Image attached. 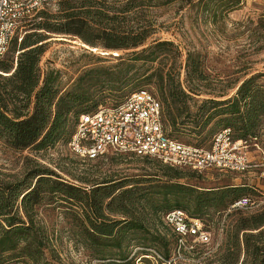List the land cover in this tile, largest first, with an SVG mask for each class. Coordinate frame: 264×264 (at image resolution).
Wrapping results in <instances>:
<instances>
[{"label":"trees","instance_id":"1","mask_svg":"<svg viewBox=\"0 0 264 264\" xmlns=\"http://www.w3.org/2000/svg\"><path fill=\"white\" fill-rule=\"evenodd\" d=\"M134 1L127 0L125 6L116 1L114 6H108L106 0H59L57 13L41 10L25 22L28 31L20 30L10 41L11 56L0 58L1 144L12 150L35 151L60 142L66 145L78 117L91 112L87 105L93 84L85 85L82 77L96 72L95 68L87 69L72 83L64 84L60 70L41 67L48 40L58 34L76 37L90 47L96 45V40L113 50L141 47L151 35L148 29L123 27L139 6ZM172 46V42L153 41L132 52V60L153 62ZM147 52L150 55L144 56ZM190 70L196 74L195 80H204L195 66ZM261 77L264 73L242 79L230 87L235 89L230 95V91L203 93L189 86L186 92L177 77L168 76L169 94L163 98L162 107L169 136H187L194 140L193 145L202 146L217 128H229L234 141L258 140L264 125V85L258 82ZM157 80L162 87L163 75L158 74ZM197 96L207 98L198 100ZM193 105L194 112L190 110ZM153 161L156 172L130 184L126 180L104 179L88 189L80 188L59 181L55 172L39 164L27 168L20 180L0 182V264L19 258L29 264H56L55 258L45 257V251L50 250L47 228L36 212L41 205L49 204V197H59L61 204L73 209L70 219L75 235L92 257H116L123 262L129 258L127 250L132 241L146 247V238L137 235L149 234L150 226L161 225L165 212L179 208L199 218L209 212L219 214L246 192L244 186L198 190L179 181L196 177L195 172ZM160 212L163 213L159 215ZM156 231L151 234V243L165 249L167 242ZM168 231L174 246L173 234ZM112 249L116 254L111 253ZM216 264H264V207L254 213H239L231 222Z\"/></svg>","mask_w":264,"mask_h":264},{"label":"rangeland","instance_id":"2","mask_svg":"<svg viewBox=\"0 0 264 264\" xmlns=\"http://www.w3.org/2000/svg\"><path fill=\"white\" fill-rule=\"evenodd\" d=\"M116 1L121 6L127 3V0H106V4L114 6ZM58 2L44 10L57 13ZM133 3L139 6L132 10L123 27L148 29L151 35L141 47L113 50L104 47L100 40L90 47L76 37L58 34L51 35L48 40L41 67L60 70L64 84L72 83L82 76L83 71L95 68L96 73L82 77L85 85L93 84L87 105L91 111L115 106L138 88L151 91L164 106L163 98L169 94L166 85L168 76L177 77L186 92L189 86L203 93L223 94L230 91L232 95L235 89L229 90L231 86L240 84L242 79L251 75L264 73V0H174L167 3L165 0H135ZM25 22L20 27L28 31L29 26ZM153 41L172 42L173 46L164 49V53L153 62L132 60V52L152 45ZM148 55L149 52L144 54ZM9 56L10 51L2 58ZM191 66L202 74V82L195 80L196 74L191 72ZM158 74L164 78L162 87L157 80ZM258 82L264 85V77ZM190 110L194 112L196 105ZM219 131L220 128H217L215 134ZM259 135L257 144L264 154V125ZM176 138L187 144L195 143L187 136ZM212 138L202 142V146L207 147ZM246 146L249 159L258 163L262 153L252 141ZM34 164L55 172L59 181L80 188L90 187L104 179L126 180L130 184L135 179L144 181V175L156 172L153 159L132 154L112 153L86 160L73 155L61 142L41 151L32 148L12 150L0 143V182L20 180L27 168ZM195 176L179 181L198 190L244 186L246 192L241 197L247 196L252 202V206L241 211L227 209L219 214L209 212L201 215L210 234L208 245H196L192 252L178 256L170 233L162 222L154 228L150 226L149 234L137 235L146 238L147 245L142 247L132 241L126 261L121 262L116 257L95 258L81 246L79 237L75 235L76 228L72 227L70 219L73 209L61 204L59 197H49V204L36 209L37 219L47 228L50 250L45 251V257L55 258L56 264H216L231 222L239 213H254L264 207V167H253L245 173L213 169ZM153 229L165 238V249L158 243H151ZM111 253L116 254V251L112 249ZM8 263L29 264L23 258L9 260Z\"/></svg>","mask_w":264,"mask_h":264},{"label":"built area","instance_id":"3","mask_svg":"<svg viewBox=\"0 0 264 264\" xmlns=\"http://www.w3.org/2000/svg\"><path fill=\"white\" fill-rule=\"evenodd\" d=\"M57 1L0 0V58L7 53L11 39L20 32V24ZM251 141L262 153L256 138L234 141L229 128L215 134L207 147L181 142L169 136L161 102L151 91L141 88L115 106L81 114L66 147L73 155L86 160L112 153L132 154L197 174L213 169L245 173L253 167H264L263 153L258 163L249 159L246 145ZM250 206L252 202L245 196L230 204L229 209ZM161 220L173 234L178 256L192 252L196 245L210 243L204 221L182 209L165 212Z\"/></svg>","mask_w":264,"mask_h":264}]
</instances>
